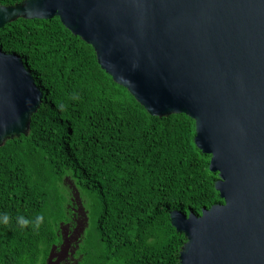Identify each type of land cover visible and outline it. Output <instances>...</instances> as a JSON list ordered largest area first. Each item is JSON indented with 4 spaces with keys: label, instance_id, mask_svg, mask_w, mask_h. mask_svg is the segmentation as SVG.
I'll return each instance as SVG.
<instances>
[{
    "label": "trees",
    "instance_id": "1",
    "mask_svg": "<svg viewBox=\"0 0 264 264\" xmlns=\"http://www.w3.org/2000/svg\"><path fill=\"white\" fill-rule=\"evenodd\" d=\"M0 45L44 93L29 135L0 147V264H48L80 208L88 225L67 264H181L171 213L224 202L196 121L151 115L59 16L8 23Z\"/></svg>",
    "mask_w": 264,
    "mask_h": 264
},
{
    "label": "water",
    "instance_id": "2",
    "mask_svg": "<svg viewBox=\"0 0 264 264\" xmlns=\"http://www.w3.org/2000/svg\"><path fill=\"white\" fill-rule=\"evenodd\" d=\"M56 16L151 115L196 121L224 202L171 213L181 264H264V0H24L0 4V29ZM35 81L0 45V147L29 135Z\"/></svg>",
    "mask_w": 264,
    "mask_h": 264
},
{
    "label": "rangeland",
    "instance_id": "3",
    "mask_svg": "<svg viewBox=\"0 0 264 264\" xmlns=\"http://www.w3.org/2000/svg\"><path fill=\"white\" fill-rule=\"evenodd\" d=\"M76 198H77L78 202H80V196L78 194H77ZM84 212H85V210L83 208H80L79 214L81 216V219L79 220L78 226L74 229V231L70 230L71 228H70L69 225H63L62 232H63V234L65 236V243L63 244L64 246L61 247V249L65 250L67 245L71 241H73L72 245L75 246V245H77L76 243L80 239H82V236L84 235L86 227L88 225V220H87V217L85 216ZM90 225L91 226L89 227V229L87 231H89L94 226V222H90ZM73 248H72V250H73Z\"/></svg>",
    "mask_w": 264,
    "mask_h": 264
},
{
    "label": "flooded vegetation",
    "instance_id": "4",
    "mask_svg": "<svg viewBox=\"0 0 264 264\" xmlns=\"http://www.w3.org/2000/svg\"><path fill=\"white\" fill-rule=\"evenodd\" d=\"M72 242L73 241L69 242L65 250L61 249V247H63L64 245H61L60 247H55V249H53L52 251V257H50L48 264H67L68 262H70L71 259H74L73 255L76 253L77 245H72ZM78 243L79 241L76 244Z\"/></svg>",
    "mask_w": 264,
    "mask_h": 264
}]
</instances>
